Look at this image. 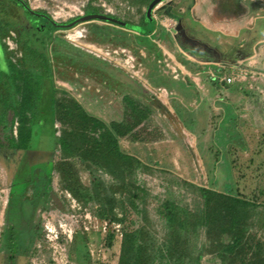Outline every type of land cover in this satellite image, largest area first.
I'll return each mask as SVG.
<instances>
[{"label":"rangeland","instance_id":"1","mask_svg":"<svg viewBox=\"0 0 264 264\" xmlns=\"http://www.w3.org/2000/svg\"><path fill=\"white\" fill-rule=\"evenodd\" d=\"M26 1L60 22L96 12L141 23L148 8L144 0ZM189 1L168 3L176 10ZM237 1L252 16L264 14V0ZM162 3L150 10L159 32L150 48L134 30L99 19L51 31L49 107L40 103L30 110L14 107L25 96L16 92L9 66L34 78L41 70L27 41L24 12L0 0V264H119L126 228L143 229L154 250L160 245L167 200L191 223L178 263L196 264L199 253L201 264H260L264 258V82L249 75L242 87L238 78L229 84L232 93L207 83L205 89L204 70L180 69L184 53ZM257 22L263 25L264 18ZM237 72L224 67L219 74ZM125 94L146 117L119 135L121 149L136 159L114 173V161H96L93 128L86 132L68 111L77 101L107 122H133L140 112ZM231 97L250 100L252 109L243 105L241 115V107L224 105ZM42 110L52 118V132L44 121L33 123L26 149L22 134ZM143 146L156 148L155 161L144 157ZM200 186L233 188L254 202L247 211L245 257L239 248L235 260H221L216 245L227 238L200 223Z\"/></svg>","mask_w":264,"mask_h":264},{"label":"trees","instance_id":"2","mask_svg":"<svg viewBox=\"0 0 264 264\" xmlns=\"http://www.w3.org/2000/svg\"><path fill=\"white\" fill-rule=\"evenodd\" d=\"M160 0H144L148 8L157 4ZM215 0H211L214 2ZM205 2L201 6L204 8L210 3ZM145 13L143 21L141 23H131L132 26H127L134 30H138L143 36H145V45L150 48L153 43L146 35L151 34L155 28L158 27L156 19L152 16L151 11ZM152 9V8H151ZM162 13L175 17L178 20V27L180 31L188 29V32L197 34L196 31H190L189 23H184V16H181L171 10L170 5H166L161 9ZM187 19V18H186ZM188 20V19H187ZM189 20H192L189 19ZM151 22H154V26L150 27ZM192 22V21H191ZM184 23V24H183ZM193 28L199 23L194 21ZM123 25V24H122ZM126 26V25H125ZM201 29H205L200 24L198 25ZM163 28V26L161 27ZM161 28L159 30H161ZM192 28V27H191ZM164 29V28H163ZM194 32V33H193ZM177 38L180 37L178 36ZM182 43V41H181ZM194 44L198 43V40L193 41ZM197 45L202 46V43ZM33 50V55L38 62L39 68H41V75L34 78L29 72H24L10 65L9 68L13 70L12 82L17 93L24 92L25 99L16 100L14 107L25 108L33 110L36 106L38 108L49 107V100L53 90L52 87V66L46 55L43 52ZM41 66V67H40ZM47 77V85L44 86V78ZM24 89V90H22ZM47 94V96H45ZM124 99L132 106L133 111H138L139 116L137 120L133 122H118L110 121L107 122L100 119L94 114L89 113L85 108L77 101H74L73 109L70 108L68 113L76 116L79 119V124L82 128L86 129V132L90 127L95 131L93 142L96 147V161L99 163L102 159L109 165L110 161H114L115 167L109 168L111 172L117 173L123 170V165H131L135 154L124 152L119 143V135L130 133L138 122L146 117V113L143 110L137 109V103L131 95L125 94ZM40 103H43L42 105ZM48 104V105H46ZM10 105L11 104H7ZM74 113V114H72ZM44 121L51 127L52 132V118L49 114H45V111H40L37 116L30 119L29 125L26 128V132L22 134V147L26 149L30 146V138L32 133V124ZM145 147V146H143ZM144 157L149 161H155L156 148L152 147L151 151L144 148ZM165 150V149H163ZM155 153V154H154ZM200 192L204 198V208L200 215V223L206 226L208 231L211 233H218L226 237V240L217 243V253L220 255L222 261L235 260L239 251L245 257V224L247 221V211L254 202L248 198L242 197L237 193L231 191L216 190L210 187L200 186ZM164 218L166 224V233L160 243V245L154 250L146 244V237L143 229L139 227L126 228L123 233L121 254L119 264H182L178 261L182 260L185 255L187 248L183 241V236L186 229L191 224L189 218L183 215H179L175 203L172 200L164 202ZM244 244V246H242ZM202 253H199L196 257V264H201L200 259ZM242 258V257H241ZM180 259V260H179ZM221 264V263H220ZM260 264H264V258L261 257Z\"/></svg>","mask_w":264,"mask_h":264},{"label":"crops","instance_id":"3","mask_svg":"<svg viewBox=\"0 0 264 264\" xmlns=\"http://www.w3.org/2000/svg\"><path fill=\"white\" fill-rule=\"evenodd\" d=\"M160 1H163L161 8L170 5L173 12L186 17L187 21L190 22L191 31H196V27L193 28L194 21L205 28L201 30L200 34L194 32L192 34L188 32V29L180 31L177 29L178 20L162 13L175 21L174 38L177 40L180 50L184 53L183 57L185 59L184 63L177 60L180 69L183 67L188 72L190 70L191 72L193 70L197 71L196 68H201V71L204 70L207 73L206 81L203 82L205 89L209 87L206 86L207 83L212 84L211 86L216 90L233 92V88L229 86L231 82H226L224 80L225 76L219 74L224 67L232 69L236 67L239 72L245 73L244 77L240 79V87L243 86L244 79L249 75L255 79L260 78L264 82V24L258 25L257 22L258 19L264 18V14L250 15V13L244 11L241 3L237 0H215L214 2H211V0H190L176 10H173L172 4L168 3L170 0L167 2L166 0ZM209 1L211 3L205 8L201 6ZM191 18L192 20H189ZM157 30L155 28L151 34L146 35L147 38L152 40L155 35L159 34ZM134 31L145 37L138 30ZM178 36L182 43L177 38ZM195 40L202 43V46L194 44L196 48L193 47L191 41ZM198 78L200 79V77ZM215 96L218 97V93ZM200 101H197L196 104L199 105ZM224 105L241 107V115H244L246 108L243 105L250 109L253 104L250 100L242 97H231L230 99H224Z\"/></svg>","mask_w":264,"mask_h":264},{"label":"flooded vegetation","instance_id":"4","mask_svg":"<svg viewBox=\"0 0 264 264\" xmlns=\"http://www.w3.org/2000/svg\"><path fill=\"white\" fill-rule=\"evenodd\" d=\"M11 1L15 5L20 7L25 14L26 23L24 24V29H25V32L27 35V41H28L30 48H33L36 51L38 50L39 52H43L46 55V57L48 58L51 66H52V63H51V59L49 56L48 48L46 46V42H47L48 36L50 35L51 31H53L55 29H59V28H67V27L69 28V27H72V26H74L80 22L90 21V20H94V19L108 21V22L114 23L118 26H123V27L127 28V26L122 25L119 22L108 20V19H102V18H90V19H86V20H79L78 18L80 16L74 17V18L67 20V21L60 22V21L54 20L48 13H46L44 11L33 9L27 3L26 0H11ZM91 13H96V12H91ZM91 13H86V14H91ZM86 14H84V15H86ZM81 16H83V15H81ZM117 19H119V18H117ZM119 20H121V19H119ZM123 21H125V20H123ZM30 51L33 52L32 49ZM37 60L40 61L41 58L37 59ZM12 65H14V64H12ZM40 70H41V68H40ZM40 73H41V71H40ZM42 77L44 78L43 83L45 86V85H47L48 80H47L46 76H43V74H42ZM52 81H53V66H52ZM45 96H47V94H45Z\"/></svg>","mask_w":264,"mask_h":264},{"label":"water","instance_id":"5","mask_svg":"<svg viewBox=\"0 0 264 264\" xmlns=\"http://www.w3.org/2000/svg\"><path fill=\"white\" fill-rule=\"evenodd\" d=\"M151 5L150 7L148 8V12H150L151 10ZM90 18H102V19H108V20H112V21H116V22H119L123 25H126V26H132V24L130 22H127V21H123V20H119L113 16H110V15H107V14H103V13H91V14H86V15H83V16H80L78 19L79 20H86V19H90Z\"/></svg>","mask_w":264,"mask_h":264},{"label":"built area","instance_id":"6","mask_svg":"<svg viewBox=\"0 0 264 264\" xmlns=\"http://www.w3.org/2000/svg\"><path fill=\"white\" fill-rule=\"evenodd\" d=\"M245 73L244 72H239L235 76H225L224 80L228 83L232 82L234 79H242L244 77Z\"/></svg>","mask_w":264,"mask_h":264}]
</instances>
